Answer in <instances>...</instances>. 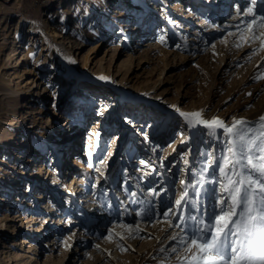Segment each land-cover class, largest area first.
Segmentation results:
<instances>
[{"label": "rangeland", "instance_id": "374dc122", "mask_svg": "<svg viewBox=\"0 0 264 264\" xmlns=\"http://www.w3.org/2000/svg\"><path fill=\"white\" fill-rule=\"evenodd\" d=\"M252 6L251 0H0V180L21 189L0 188V220L23 211L15 199L31 202L21 222L4 221L0 264H110L102 257L114 245L120 264H179L184 246L171 239L184 235L177 216L196 212L187 204L177 209L175 201L187 188V200H199L205 218L213 205L218 212L219 183L198 181L220 179L202 154L219 158L229 137L222 129H192L176 108L203 110L204 119L219 117L229 126L233 118L255 126L264 115V79H255L264 71V49L259 40H240L252 19L243 9ZM254 14L264 15V0H256ZM214 24L225 35L210 44L214 31H206ZM202 166L209 172L200 176ZM73 178L88 182L110 218L87 222L75 213L76 199L68 208L62 190ZM38 188L37 200L31 192ZM212 188L215 196L205 191ZM134 200L150 201L155 214L138 215L143 205ZM42 206V219H34ZM169 207L175 215L166 218ZM109 230L124 239H107Z\"/></svg>", "mask_w": 264, "mask_h": 264}, {"label": "snow or ice", "instance_id": "6c2138e0", "mask_svg": "<svg viewBox=\"0 0 264 264\" xmlns=\"http://www.w3.org/2000/svg\"><path fill=\"white\" fill-rule=\"evenodd\" d=\"M252 7L247 9V14H252V19L246 25L247 35L241 30V42L259 40V48L264 49V15L256 16L254 8L256 0H251ZM242 46L238 44L237 47ZM75 63V61H72ZM102 80L108 77H99ZM255 79H264V71H261ZM175 107V106H173ZM180 116L185 117L188 126L196 129L203 125L215 134L216 129H222L229 137L225 141L224 151L219 158L213 153H203L209 160V166L216 164L219 169V180L205 181L200 179L198 184L219 183L220 197L218 212L216 206L207 212L197 207L199 200H187V188L180 199L175 201L176 208L182 209L184 204L193 208L196 212L187 215L181 211L177 216L178 223L175 227L184 233L171 237L184 246V254L178 257L179 264H264V115H261L253 126L244 118H233L232 124L226 125L219 117L211 120L203 118V110L196 112H182L176 108ZM195 134V132L193 133ZM184 142L183 140L181 141ZM217 159L220 163L217 164ZM145 161H141L144 164ZM187 163V160H185ZM91 166V165H89ZM209 168L201 167L198 175L208 173ZM184 184L183 181H181ZM195 188L196 185H193ZM210 196H215V188L205 189ZM135 195L134 193L132 194ZM199 192L197 196L199 197ZM143 205L141 212L137 213L145 218H151L155 214L154 206L149 201H133ZM173 208L169 207L163 212L164 217L175 215ZM169 227L173 224L169 220ZM122 227L132 230L131 225ZM141 229L137 225L135 232ZM115 235L121 240L124 237L119 232L109 230L107 239ZM99 247V245H97ZM121 251L126 250L122 245ZM164 251V249H161ZM171 251L175 253L176 248Z\"/></svg>", "mask_w": 264, "mask_h": 264}, {"label": "bare ground", "instance_id": "6f19581e", "mask_svg": "<svg viewBox=\"0 0 264 264\" xmlns=\"http://www.w3.org/2000/svg\"><path fill=\"white\" fill-rule=\"evenodd\" d=\"M173 8H176V7L173 5ZM248 8L249 7H245L243 9L242 16H251V14H247V15L245 14V13H247V9ZM209 30L214 31V36L212 38H215V40L212 43H210V44H214L216 41H218V39L222 38L225 35L224 34V35L221 36V33H220L222 31L221 27H218L215 24L212 25L210 27V29H208L206 31V33L210 32ZM227 32H229V30L226 31V34H227ZM231 33H233V32L231 31ZM198 36L199 35L197 34L196 37H198ZM14 45H16V44L13 43V45L11 46V49L14 48ZM26 73H28V72H26ZM67 120H68V122H70V121H72V118H68ZM89 139H90V137H88V139H87V144L88 145L90 143ZM1 145H5V142H3V141L0 142V146ZM33 153H34V150H33ZM72 162H73L72 164H74V165H76L78 167L82 166L81 162L78 161L77 159H74V161H72ZM89 178H90V176H88V179ZM2 179H3V177H2ZM2 179L0 180V188L2 190H6V189H9V188L11 189V191L13 190L14 192L18 191V190H21L20 187H19V184H15L14 187H11L7 182H3L4 180H2ZM70 182H71V184L69 185V183H68L64 187V190H62V194L64 193V195L67 196V204L66 205L68 206V208H71V209L73 208V200L76 199V203L77 204L79 203V208L78 209L74 208L75 209V213H76L77 216H80V217L84 218L87 222H91V223H93V222L94 223L95 222H102L103 219L105 218V216H108V218H110L111 215L108 212L104 211L103 206L96 199L97 197L94 198L91 195L90 188H88L89 184H88L87 181H81L80 179H77V178L74 179L73 178V180L70 181ZM50 185H51V188L53 189L54 188L53 187V183H50ZM79 186H82V187L79 188ZM34 187H36V186H34ZM38 189L39 190H37L36 193H35V191L31 192L32 193L31 196L34 199H37V200L41 199L40 197H43L41 189L40 188H38ZM71 195H73V197ZM1 199H2V197H0V200ZM14 201H18L19 202V204L22 206L23 211H21L20 213H16L15 215L12 216V218L9 217L8 219H5V217H3L0 220V229L1 230H5L7 228L6 223H4V221H6V220L7 221H13V222H17V221L21 222V219L23 218V214L26 212V210L31 205V202H29L27 200L15 199ZM8 204L11 205L12 203H8ZM37 206H38V203H37ZM53 206H54L53 204L48 205V208L50 207L49 210H53V208H52ZM5 208L8 209L9 206H6ZM43 208H45V207L44 206L40 207L38 216H36V217L34 216V219H38V220L42 219L41 215L43 214ZM44 210H46V209H44ZM12 225H13V223H12ZM50 244H52V242H50ZM15 256H17V255H14V258H15ZM102 259L108 260L110 264H120L121 261L123 260V258L119 255V253L117 251L116 245L107 248L106 251L103 254ZM15 264H25V263H23V262L21 263V261H17Z\"/></svg>", "mask_w": 264, "mask_h": 264}]
</instances>
